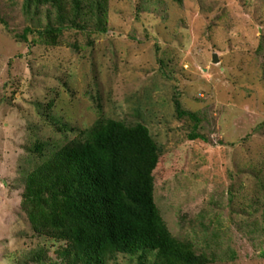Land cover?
<instances>
[{
  "label": "rangeland",
  "instance_id": "1",
  "mask_svg": "<svg viewBox=\"0 0 264 264\" xmlns=\"http://www.w3.org/2000/svg\"><path fill=\"white\" fill-rule=\"evenodd\" d=\"M49 12L0 0V264L57 258L22 209L27 175L99 120L149 130L175 239L212 264H264V0H108L102 34L93 15L48 34Z\"/></svg>",
  "mask_w": 264,
  "mask_h": 264
},
{
  "label": "trees",
  "instance_id": "2",
  "mask_svg": "<svg viewBox=\"0 0 264 264\" xmlns=\"http://www.w3.org/2000/svg\"><path fill=\"white\" fill-rule=\"evenodd\" d=\"M25 5L56 12L57 26L49 25L48 34L85 31L92 15L97 22L92 32H107L108 0H25ZM37 150L44 154L46 146ZM159 158L145 126L99 120L84 140L54 152L30 172L22 209L36 235L63 243L56 259L41 250L32 264H118L119 256L137 264H212L192 244L175 239L162 219L154 200Z\"/></svg>",
  "mask_w": 264,
  "mask_h": 264
},
{
  "label": "water",
  "instance_id": "3",
  "mask_svg": "<svg viewBox=\"0 0 264 264\" xmlns=\"http://www.w3.org/2000/svg\"><path fill=\"white\" fill-rule=\"evenodd\" d=\"M213 62H214V63H218L217 55H214Z\"/></svg>",
  "mask_w": 264,
  "mask_h": 264
}]
</instances>
